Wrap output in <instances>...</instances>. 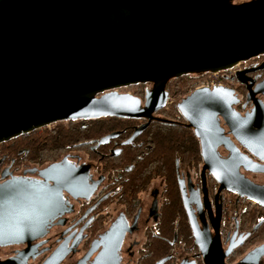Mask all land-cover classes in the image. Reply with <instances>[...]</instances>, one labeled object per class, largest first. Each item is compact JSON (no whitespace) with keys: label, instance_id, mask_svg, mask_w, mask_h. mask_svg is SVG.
Returning <instances> with one entry per match:
<instances>
[{"label":"flooded vegetation","instance_id":"1","mask_svg":"<svg viewBox=\"0 0 264 264\" xmlns=\"http://www.w3.org/2000/svg\"><path fill=\"white\" fill-rule=\"evenodd\" d=\"M208 74L140 83L129 87L133 93L120 89L140 98L143 107L148 92L157 89L167 97L134 138L148 118L104 117L124 121L106 133L96 132L91 120L52 123L21 135L29 146L16 154L3 151L13 139L1 144L0 186L34 183L51 188L54 196L50 209L39 205L33 222H26L24 211L25 225H42L48 217L46 229L22 244L0 246V263L21 255L17 264H206L194 223L225 264H264V206L222 188L207 166L201 139L178 109L187 97L177 92L181 82ZM221 87L232 90L234 113L253 115L254 122L244 140L248 148L219 117L223 136L209 139L214 170H225L234 183L238 170L244 180L264 187V172L238 164L224 144L232 142L264 167V149L257 145L264 143V53L244 61ZM52 165H60L56 180L44 175Z\"/></svg>","mask_w":264,"mask_h":264},{"label":"water","instance_id":"2","mask_svg":"<svg viewBox=\"0 0 264 264\" xmlns=\"http://www.w3.org/2000/svg\"><path fill=\"white\" fill-rule=\"evenodd\" d=\"M231 1L0 0V145L62 121L148 118L136 137L167 97L157 89L148 92L143 107L140 98L120 89L227 71L264 53V0L238 6H230ZM232 93L221 86L199 89L178 109L201 139L207 166L222 188L264 206V187L244 180L238 170L234 183L210 160L215 153L211 135L223 136L219 117L250 147L244 140L254 116L234 113ZM224 144L238 164L264 172L232 142ZM257 145L264 149L261 141ZM59 166H50L44 175L56 180ZM50 191L28 182L0 186V246L22 244L46 229L48 217L42 225H25L23 216L25 211L26 222H33L39 205L50 209ZM193 230L205 263L225 264L194 223ZM20 256L0 264H17Z\"/></svg>","mask_w":264,"mask_h":264},{"label":"trees","instance_id":"3","mask_svg":"<svg viewBox=\"0 0 264 264\" xmlns=\"http://www.w3.org/2000/svg\"><path fill=\"white\" fill-rule=\"evenodd\" d=\"M194 80H190V81H183L181 82L179 88L177 89V92L179 91H183L185 90ZM101 94H98L97 96H100ZM126 122H132L134 120H125ZM91 124H95L96 125V132H108L110 130V128H108V126H117L119 124L124 123L123 120L121 119H112V118H99V119H92L91 121H89ZM107 126V127H106ZM111 131V130H110ZM28 145V140L22 138L21 136L14 138L12 141V146L9 149H5L3 150L5 153H10V154H16L18 153V151L26 148Z\"/></svg>","mask_w":264,"mask_h":264},{"label":"built area","instance_id":"4","mask_svg":"<svg viewBox=\"0 0 264 264\" xmlns=\"http://www.w3.org/2000/svg\"><path fill=\"white\" fill-rule=\"evenodd\" d=\"M244 67V61L239 62L236 66L233 68L227 70V71H222V72H216V73H209L207 78H200L196 80V82L190 86V88L187 89V93H182L179 95L180 97L183 96H188L191 93L203 89V88H208V89H213L217 86H221L224 84L225 79H230L236 77V74L240 69ZM175 100V99H174Z\"/></svg>","mask_w":264,"mask_h":264},{"label":"rangeland","instance_id":"5","mask_svg":"<svg viewBox=\"0 0 264 264\" xmlns=\"http://www.w3.org/2000/svg\"><path fill=\"white\" fill-rule=\"evenodd\" d=\"M208 75H209V74H208ZM208 75H206V76H204V77H202V78H203V79H204V78H207ZM199 79H200V78H199ZM196 80H198V79H196ZM196 80H194V81H193V82H192V83H191V84H190L185 90L180 91V92H181V93H184V92L187 93V89L190 88V86L193 85V84L196 82ZM129 89H130V88H125L123 91H124V92H130V93H133V90H132V91H129ZM177 94H179V93H177Z\"/></svg>","mask_w":264,"mask_h":264}]
</instances>
